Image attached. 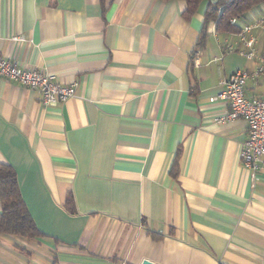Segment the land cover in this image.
Wrapping results in <instances>:
<instances>
[{
	"label": "crops",
	"instance_id": "1",
	"mask_svg": "<svg viewBox=\"0 0 264 264\" xmlns=\"http://www.w3.org/2000/svg\"><path fill=\"white\" fill-rule=\"evenodd\" d=\"M215 1L186 19L183 0H0V54L76 83L42 105L0 76V164L39 231L2 235L0 264H264V168L251 177L245 123H216L211 100L259 65L243 39L264 54V3L196 47ZM244 91L264 98V76Z\"/></svg>",
	"mask_w": 264,
	"mask_h": 264
},
{
	"label": "built area",
	"instance_id": "2",
	"mask_svg": "<svg viewBox=\"0 0 264 264\" xmlns=\"http://www.w3.org/2000/svg\"><path fill=\"white\" fill-rule=\"evenodd\" d=\"M235 18L230 20L231 23ZM259 23L243 27L240 36ZM15 42H22V37L11 38ZM244 40L248 50L244 53L247 58H257L259 65L252 71L238 69L228 77L221 80V91L211 100L220 99L226 104L227 109L223 114L214 118L218 124H228L240 120L246 125V139L241 144L239 159L251 177L264 168V98L246 97L245 84L249 79L264 76V54L257 53L253 48L251 38ZM193 63H198V54L193 57ZM0 76L14 81L19 85L39 91L41 104L49 105L60 103L71 98L75 93L76 83H60L50 73L36 69H24L10 58L0 54Z\"/></svg>",
	"mask_w": 264,
	"mask_h": 264
},
{
	"label": "trees",
	"instance_id": "3",
	"mask_svg": "<svg viewBox=\"0 0 264 264\" xmlns=\"http://www.w3.org/2000/svg\"><path fill=\"white\" fill-rule=\"evenodd\" d=\"M186 3L182 15L188 19L203 0H183ZM264 3V0H216L209 2L204 12V27L198 35L196 47L204 45L207 37V28L210 24L216 31L239 32L240 27L230 20H236L247 14L253 7ZM72 197L66 198V207L73 212ZM0 237L10 235L17 238L34 239L39 231L30 216L22 199L16 173L11 166L0 164ZM223 264V263H220Z\"/></svg>",
	"mask_w": 264,
	"mask_h": 264
},
{
	"label": "water",
	"instance_id": "4",
	"mask_svg": "<svg viewBox=\"0 0 264 264\" xmlns=\"http://www.w3.org/2000/svg\"><path fill=\"white\" fill-rule=\"evenodd\" d=\"M140 264H156L148 259H143Z\"/></svg>",
	"mask_w": 264,
	"mask_h": 264
}]
</instances>
